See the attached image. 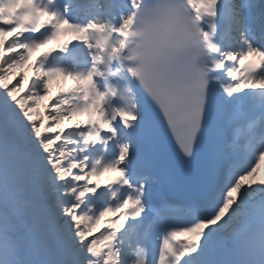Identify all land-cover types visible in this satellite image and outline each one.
Instances as JSON below:
<instances>
[{
    "label": "snow or ice",
    "instance_id": "obj_1",
    "mask_svg": "<svg viewBox=\"0 0 264 264\" xmlns=\"http://www.w3.org/2000/svg\"><path fill=\"white\" fill-rule=\"evenodd\" d=\"M262 163L264 0H0V264H264Z\"/></svg>",
    "mask_w": 264,
    "mask_h": 264
},
{
    "label": "rangeland",
    "instance_id": "obj_2",
    "mask_svg": "<svg viewBox=\"0 0 264 264\" xmlns=\"http://www.w3.org/2000/svg\"><path fill=\"white\" fill-rule=\"evenodd\" d=\"M70 83V82H69ZM54 92H55V87H54ZM55 94V93H54ZM258 176L260 178H264V163H262L261 168L258 170Z\"/></svg>",
    "mask_w": 264,
    "mask_h": 264
}]
</instances>
